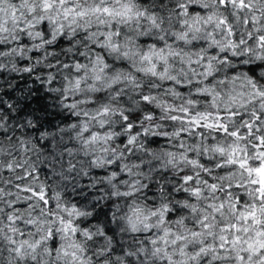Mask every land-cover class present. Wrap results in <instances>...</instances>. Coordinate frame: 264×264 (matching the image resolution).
Masks as SVG:
<instances>
[{
  "label": "clouds",
  "instance_id": "clouds-1",
  "mask_svg": "<svg viewBox=\"0 0 264 264\" xmlns=\"http://www.w3.org/2000/svg\"><path fill=\"white\" fill-rule=\"evenodd\" d=\"M264 0H0V264H264Z\"/></svg>",
  "mask_w": 264,
  "mask_h": 264
},
{
  "label": "snow or ice",
  "instance_id": "snow-or-ice-1",
  "mask_svg": "<svg viewBox=\"0 0 264 264\" xmlns=\"http://www.w3.org/2000/svg\"><path fill=\"white\" fill-rule=\"evenodd\" d=\"M262 39H264V37H262ZM261 182L262 185H264V170H261Z\"/></svg>",
  "mask_w": 264,
  "mask_h": 264
}]
</instances>
